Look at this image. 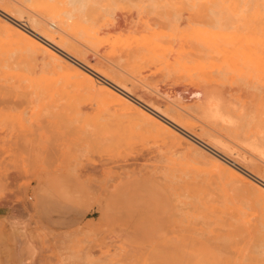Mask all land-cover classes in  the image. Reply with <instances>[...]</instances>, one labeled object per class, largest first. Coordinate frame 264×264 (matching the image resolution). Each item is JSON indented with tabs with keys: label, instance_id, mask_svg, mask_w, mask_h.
<instances>
[{
	"label": "rangeland",
	"instance_id": "obj_1",
	"mask_svg": "<svg viewBox=\"0 0 264 264\" xmlns=\"http://www.w3.org/2000/svg\"><path fill=\"white\" fill-rule=\"evenodd\" d=\"M239 2L0 0L20 29L43 24L128 96L106 82L113 92L144 111L179 113L187 132L225 144L234 155L220 153L264 180V157L245 142L264 109V80L245 53L253 6ZM0 22V264H264L255 181L232 176L228 160L217 165L187 132L109 103L99 76L90 85L42 52L29 56ZM199 89L245 125L201 118L206 100L189 94Z\"/></svg>",
	"mask_w": 264,
	"mask_h": 264
},
{
	"label": "bare ground",
	"instance_id": "obj_2",
	"mask_svg": "<svg viewBox=\"0 0 264 264\" xmlns=\"http://www.w3.org/2000/svg\"><path fill=\"white\" fill-rule=\"evenodd\" d=\"M232 1V0H231ZM235 2H238V1H245V2H250L251 5L253 6V19L252 21H249V22H246V26L248 27V37L245 38L246 39V44H245V53L247 55V58H248V61L249 63L251 64V67L252 69L254 70V73L255 75L257 76L258 79H262L264 80V0H234ZM239 2V3H240ZM74 1H73V4L71 6L73 7L74 6ZM196 4V3H195ZM250 5V4H249ZM197 6V4H196ZM210 6V5H209ZM73 9V8H72ZM71 9V10H72ZM76 9V7L74 8V10ZM70 10V12H67L66 15H69V16H72L74 13ZM77 10V9H76ZM75 10V11H76ZM69 11V10H68ZM207 11V10H206ZM209 11V9H208ZM0 12L3 13L0 14V20H3L4 23H3V28L5 29V31L7 32V34H9L10 37H15L16 39V44L17 45H20L21 49L25 52H28L27 54L29 56H32L30 55L29 53H36V52H42L44 54H46L47 56L55 59L56 61H58L61 65H64L65 68H68L72 74L77 77V78H81L83 81L87 82L88 84L90 85H94V76L95 77H98L100 79L103 80V86H99V90L106 96L107 100L109 103H113V104H117L116 106H121L122 108L126 109V110H134L138 115H140L141 117H143L144 119L148 120L149 122H151L152 124L162 128V129H165L168 131V128L169 127H172L174 128L175 130L179 131L181 133V135L183 137L185 136L182 134V131H186V129L189 128L190 124L182 118V115H180L179 113L176 114L175 116H170L168 114H162L154 109H151V111L149 110H141V109H138L134 106V104L131 102L132 101V98H131V101H129V99L127 98L128 96V92L126 91V89L124 88V86H118L114 83H112L109 79V75L107 73H104L103 71H100V70H94L92 69L91 67H89L88 65L84 64L83 62L79 61L78 59H76L75 57L71 56L70 54L72 53L71 49H70V44L64 40V38L62 37H56L54 36L53 34H50L49 30L41 23L35 21V20H30V24H31V28L24 25L27 29L30 30L31 33L27 32L28 30L24 31L22 29H20V27L18 25H16V23H14V21L12 20H15V21H18L17 19H15L13 17L14 14H12V11L10 10L9 6L5 5V4H0ZM72 12V14H71ZM16 14V13H15ZM71 14V15H70ZM210 14H215V13H210ZM217 14V12H216ZM65 16V15H64ZM19 17V15H18ZM221 17V16H220ZM248 17V16H247ZM69 17H67L68 19ZM73 18V16H72ZM29 19V18H28ZM27 19V20H28ZM71 19V18H69ZM68 19V20H69ZM212 19V18H211ZM20 20V19H19ZM213 20V19H212ZM212 20L211 22H207V25L208 24H212ZM42 21V20H41ZM19 22V21H18ZM1 23V22H0ZM21 23V22H20ZM206 23V22H205ZM24 24V23H22ZM226 25V24H225ZM199 31H203V30H200V28H198ZM39 31V32H38ZM205 31V30H204ZM208 33H209V30H208ZM215 34V33H214ZM218 34V33H217ZM222 34V32H221ZM219 33V35H221ZM34 35H37V36H34ZM224 35V33H223ZM224 36H229V35H224ZM45 41V42H44ZM193 42V41H192ZM46 43H49L51 44V48L50 47H46ZM197 46V43L195 44ZM201 46V45H200ZM199 46V47H200ZM191 47V46H190ZM202 47V46H201ZM220 47V45H219ZM198 50H201L200 48ZM203 50V49H202ZM204 51V50H203ZM13 54V53H11ZM14 55V54H13ZM27 55V57H28ZM191 55V54H190ZM9 56V55H8ZM43 56V55H42ZM92 56V55H91ZM183 56V55H181ZM13 57V56H12ZM16 57V56H15ZM14 57V58H15ZM46 57V56H45ZM61 57V58H60ZM62 57H65L68 59V62H71L70 64H72V62H77V64H79V67L78 68H73L72 66H68L63 60H62ZM197 57V56H196ZM199 57L202 58V55H200ZM10 59V57H8ZM40 58V57H38ZM13 59V58H12ZM16 59V58H15ZM21 59V58H20ZM66 59V60H67ZM94 59V58H93ZM7 60V59H6ZM71 60V61H70ZM91 60V59H90ZM95 60V59H94ZM37 61V60H36ZM103 61V60H102ZM8 63V66H11L9 65L10 62L6 61ZM5 62V63H6ZM12 64H13V60L11 61ZM45 62V61H44ZM22 64V62H20ZM25 63V62H24ZM43 63V62H42ZM35 64V63H34ZM45 64V63H44ZM49 64V63H47ZM14 65V64H13ZM26 65V63H25ZM74 65V64H73ZM202 65V63H201ZM18 65L14 66L17 68ZM75 66V65H74ZM19 67V70H20V66ZM39 67V66H38ZM4 68H7V66L5 65ZM12 68L9 67V69ZM24 68V66H23ZM31 68V67H30ZM59 68V67H58ZM14 69V70H16ZM26 69V67H25ZM28 70V68H27ZM25 71V70H24ZM119 72V71H118ZM2 73V72H1ZM121 73V72H120ZM97 75V76H96ZM121 75V74H120ZM29 80V79H28ZM27 80V81H28ZM2 81V80H1ZM30 82V80H29ZM96 82V81H95ZM108 82L109 84H113L115 85V88L117 87L116 90L120 89V91H123L125 94H127V96L125 94H122V93H115L113 92L114 89H112V87L110 85H107ZM98 84V82H97ZM96 86V85H95ZM14 87V86H13ZM114 88V87H113ZM261 89V87H259ZM1 89L2 86H1ZM5 89V88H4ZM11 89V88H10ZM13 89V88H12ZM8 90V89H7ZM12 91V90H11ZM257 91V89H256ZM261 91V90H260ZM13 92V91H12ZM118 92V91H117ZM259 93V92H258ZM258 93L255 92V96L258 97ZM193 98L197 99V100H201V101H205L206 100V104L205 105V108L203 109V112L205 113V115H203L201 118H204L206 120L209 121V122H219L221 123L225 128L226 127H238L241 128L245 125V123L241 124V123H238L240 122L238 120V118H234L233 114H232V111L231 109L229 108L230 105L226 104V106L224 104H222V102L220 103L219 100H217L218 98L215 97L214 95H210L209 97L206 95V92L204 90H195L191 93H189ZM1 95V94H0ZM254 96V97H255ZM255 97V101H257ZM263 97V96H262ZM262 97L260 98L261 100H263L264 102V97L262 99ZM217 98V99H216ZM169 99V98H168ZM173 99V98H172ZM180 100L179 98H174L173 100H175L177 102V100ZM187 99V98H185ZM188 100V99H187ZM260 100V102H261ZM134 101V100H133ZM183 101V99L181 100V102ZM183 104V103H182ZM261 105L263 106V104L261 103ZM229 106V107H228ZM261 106V107H262ZM189 107V106H188ZM187 107L188 110H190L189 108ZM141 108V106H140ZM232 108V106H231ZM146 109V108H144ZM178 110H183L181 107H178L177 108ZM157 110H159V108H157ZM261 110V109H259ZM152 111H154L155 113H153ZM170 111V110H168ZM191 112L193 110H190ZM236 111V109H235ZM251 112V110H249ZM264 109L262 111H259L261 116H264V113H263ZM202 112V113H203ZM254 112V111H253ZM193 113V112H192ZM246 113V112H245ZM258 113V111H257ZM263 113V115H262ZM259 114V113H258ZM258 114H255V115H258ZM254 115V116H255ZM242 116V114H241ZM244 116V115H243ZM259 116V115H258ZM261 116H259V120L257 121L256 119L254 120L255 121V126L257 128H264V125H261V124H258L259 126H257L256 122L260 123L261 122ZM206 117V118H205ZM252 117V116H251ZM243 118V117H241ZM240 118V119H241ZM247 118L246 114H245V117L244 119ZM256 118V117H255ZM235 119H237V123L241 126L239 127V125L235 123ZM206 120V121H207ZM251 118L248 120V124H251L253 121L251 120ZM207 121V122H208ZM264 121V119H263ZM263 121L261 123H263ZM243 122V120H242ZM245 122V121H244ZM251 122V123H250ZM219 123H215V124H219ZM233 123H235L233 125ZM214 124V125H215ZM247 124V128H250V126ZM254 124L251 125L253 126V129L250 130V134L251 137L247 138L246 137V146L254 153L258 154V156L260 157H264V136L262 135V137L258 136L260 132L254 130ZM264 124V123H263ZM176 128H179L180 130L176 129ZM217 126V125H216ZM168 127V128H166ZM252 128V127H251ZM227 129V128H226ZM224 129V130H226ZM223 130V131H224ZM229 130V128H228ZM242 130V129H241ZM231 131V130H230ZM229 131V133H230ZM178 132V134H179ZM189 135H191L189 132H187ZM226 133V131H225ZM228 133V131H227ZM264 134V133H263ZM213 135V134H212ZM188 136V135H187ZM193 136V135H191ZM211 136V135H209ZM229 136V135H228ZM189 137V136H188ZM201 137V136H200ZM204 137V136H203ZM234 140L236 138L234 137H237L238 136H231ZM192 140V142L194 143H198L199 141L201 143H204L205 146L204 148L206 150H208V153L209 151L212 153V156L214 154L213 157H218L217 159H215L217 165H219V163H221L220 161H225L228 160V163H230L231 166H233V168H229L228 169V172L234 176V177H237V178H241L242 175L248 177V179L250 178L251 180L255 181L256 183V188L257 190L264 195V180L259 178L258 176L254 175L253 173H251L250 171H248L247 169H245L244 167L240 166L239 164H237L235 161L231 160L229 157H227L226 155H223L222 153H220V151H222L223 153L225 154H229V155H234V153L232 152V150H230V148H228L227 146H225V144H222L221 142H215L213 143V146H210L208 144H206L205 142H203L202 140L198 139L197 137L193 136V138H195L196 140H199V141H196L195 139H193L192 137H190ZM188 139V138H187ZM213 139H215V137H213ZM240 138H238V141L237 142H240L239 140ZM219 140V139H217ZM236 141V140H235ZM241 143V142H240ZM245 144V143H244ZM201 145V144H200ZM199 145V146H200ZM203 145V144H202ZM201 145V146H202ZM207 146V147H206ZM202 148V147H200ZM204 149V150H205ZM203 150V149H202ZM210 153V154H211ZM244 157V156H243ZM242 157V158H243ZM238 158V157H237ZM221 159V160H219ZM239 159V158H238ZM241 159V158H240ZM251 159V158H250ZM222 161V162H223ZM243 161V160H241ZM249 161V160H248ZM245 164L246 163V160L244 161ZM250 165L249 166H252V167H256V162L253 163L252 160H250L248 162ZM227 164V163H226ZM264 173V172H263ZM250 180V181H251ZM237 183V182H236ZM202 184V183H201ZM213 184V183H212ZM239 184V182H238ZM240 185V184H239ZM202 186V185H201ZM239 188V187H238ZM210 189V188H209ZM210 191V190H209ZM212 202V201H211Z\"/></svg>",
	"mask_w": 264,
	"mask_h": 264
}]
</instances>
